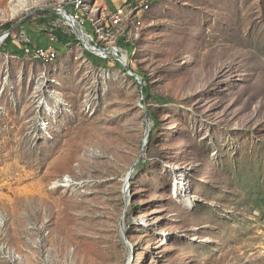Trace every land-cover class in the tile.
<instances>
[{"label":"rangeland","instance_id":"rangeland-1","mask_svg":"<svg viewBox=\"0 0 264 264\" xmlns=\"http://www.w3.org/2000/svg\"><path fill=\"white\" fill-rule=\"evenodd\" d=\"M60 1L12 16L0 0V33ZM142 21L123 53L150 99L115 57L33 22L19 30L56 62L0 47V264H264V0H156ZM140 103L159 124L124 192Z\"/></svg>","mask_w":264,"mask_h":264},{"label":"built area","instance_id":"built-area-1","mask_svg":"<svg viewBox=\"0 0 264 264\" xmlns=\"http://www.w3.org/2000/svg\"><path fill=\"white\" fill-rule=\"evenodd\" d=\"M155 1L127 0L111 10L108 5L90 7L88 0H61L57 7L64 5L67 7L68 27L72 29V25L75 26L78 37L99 48L101 51L96 53L98 56L104 60H113V56L119 62L120 56L127 60L123 53L126 47L120 46L119 41L123 39L125 43L135 42L134 30H139L143 26L142 16L150 11ZM100 10L102 14H99ZM94 12L98 13L97 17L93 15ZM46 34L50 42L57 41L54 34ZM9 37L22 43V53L18 56L38 62L44 68H48L58 59V52L54 46L35 45L29 32L24 30L4 34L0 38V47L6 44ZM78 41L83 45L80 40Z\"/></svg>","mask_w":264,"mask_h":264},{"label":"trees","instance_id":"trees-1","mask_svg":"<svg viewBox=\"0 0 264 264\" xmlns=\"http://www.w3.org/2000/svg\"><path fill=\"white\" fill-rule=\"evenodd\" d=\"M59 18L60 17L57 14L50 13V12H41V13L38 14L37 17H33V18L29 19L23 25V27L26 24H30V23L33 22L36 26H39L41 28V31L44 34L45 33L54 34L56 36V38H57V42L58 43H61V44H64V45H70V44H73L75 42H79L76 34L67 33L64 29H62L61 27H59V26L54 24V21H56ZM13 25H14V23H8V24H6L4 26L3 29L4 30H9ZM131 44L132 43H125V41L123 39H121L119 41V45L122 46V47L132 46ZM5 45H6L5 49H7V50H11L12 49L14 54L21 55V53H22V51H21L22 43L20 41L9 37L7 39ZM38 45H42V44L39 43ZM93 64H95L96 66H102L101 64H96V63H93ZM129 67L133 70V72L141 74V72L139 71V69L137 67H134L133 65L132 66L129 65ZM121 68H123V67H121ZM122 70L126 73V70L124 68ZM141 76L143 78L144 83H146L145 87H143V96L146 99H150L151 98V94L149 92V87H148L149 85H147L148 78H147L146 75H143V74H141ZM156 99L158 101L162 102L163 104L168 103V102L171 101V99H169L168 97L166 98V97L158 96ZM147 112H148V117L151 118L152 121L154 122V127L150 130V136L148 138L149 143H152L153 140H154L153 138H154V133H155V130H156L155 126H157L159 124V122H158L157 118L154 116V114L152 113V111L149 108L147 109ZM142 164L143 165H142L141 168H143L145 166L144 163H142ZM138 171H139V169H138ZM131 181H133V178L131 179Z\"/></svg>","mask_w":264,"mask_h":264},{"label":"water","instance_id":"water-1","mask_svg":"<svg viewBox=\"0 0 264 264\" xmlns=\"http://www.w3.org/2000/svg\"><path fill=\"white\" fill-rule=\"evenodd\" d=\"M38 12L54 13V14H57L60 18H62L65 21L68 22L67 15H69V13H68L67 7L65 5L62 6V7H56V8H54V7L40 8V9L34 10V11L30 12L29 14H27L25 17H23L21 20H19L17 23H15L9 30L2 31L0 33V38L6 33L9 34V33L17 32L30 18H32ZM72 29L75 32V34L77 35L78 40H80L82 42V44H83V46L85 47L86 50H88L89 52H92L94 54H95L94 51H101L99 48H96V47L90 45L88 42H86L85 40H83L80 37H78L77 29H76L75 26L72 25ZM119 60H120L119 62L124 67V69L127 71V73L131 77H133L137 81V83L140 85V87L143 89L144 82H143L142 77L140 75H138L137 73L133 72V70L127 64V60L124 59L122 56H120ZM140 105H141V107H142V109H143V111H144V113L146 115V120H147L146 137H145V140L143 142L142 152H141L140 156L138 157V159L133 164V166L131 167L130 171L127 174L126 181H125V190H124V192H126V190L128 189V187L130 185V182H131V179H132V177H133V175L135 173V170L138 167L139 163L141 162V158H142L143 152L145 150V147L147 145L148 138H149V133H150V123L148 122L149 118H148L147 110L144 108V106L141 103H140ZM128 206H129V203L127 201L126 202V210H125V212H127ZM123 220H124V218H123ZM122 233H123L124 240L126 241V244H129L128 243V239H127V235H126L125 230H124L123 221H122Z\"/></svg>","mask_w":264,"mask_h":264},{"label":"bare ground","instance_id":"bare-ground-1","mask_svg":"<svg viewBox=\"0 0 264 264\" xmlns=\"http://www.w3.org/2000/svg\"><path fill=\"white\" fill-rule=\"evenodd\" d=\"M12 5H11V10H12V16L17 15V13L23 9L26 8V0H12ZM67 17L69 18V15H67ZM95 54L96 53H100V51H94ZM127 177V175H126ZM126 181V178H125Z\"/></svg>","mask_w":264,"mask_h":264},{"label":"crops","instance_id":"crops-1","mask_svg":"<svg viewBox=\"0 0 264 264\" xmlns=\"http://www.w3.org/2000/svg\"><path fill=\"white\" fill-rule=\"evenodd\" d=\"M127 0H107L106 2H103L102 4L108 5L110 8L114 9L118 5L124 3ZM50 44H47L49 46Z\"/></svg>","mask_w":264,"mask_h":264}]
</instances>
